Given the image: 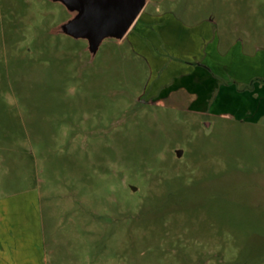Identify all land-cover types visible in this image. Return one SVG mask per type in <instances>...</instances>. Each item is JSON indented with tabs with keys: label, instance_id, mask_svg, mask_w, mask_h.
Instances as JSON below:
<instances>
[{
	"label": "rangeland",
	"instance_id": "obj_1",
	"mask_svg": "<svg viewBox=\"0 0 264 264\" xmlns=\"http://www.w3.org/2000/svg\"><path fill=\"white\" fill-rule=\"evenodd\" d=\"M163 13L264 61V0H146L93 56L55 31L59 2L0 0V264H264V99L224 116L163 96L184 63Z\"/></svg>",
	"mask_w": 264,
	"mask_h": 264
},
{
	"label": "crops",
	"instance_id": "obj_2",
	"mask_svg": "<svg viewBox=\"0 0 264 264\" xmlns=\"http://www.w3.org/2000/svg\"><path fill=\"white\" fill-rule=\"evenodd\" d=\"M156 17L163 20L156 30L165 48L184 60L180 65V80L163 92V96L179 88L182 93L180 103L188 104V108L196 112L252 116L259 111L257 103L261 101L258 100L264 99L261 94L264 92V86H261L264 80L263 49L258 48V53L250 56L245 54L242 41L235 39L221 54L215 18L202 17L197 23L186 25L171 13L156 14ZM229 28L231 35L241 33L242 29L244 34H251L241 24L233 23ZM193 59L202 63L194 68L192 64L197 61Z\"/></svg>",
	"mask_w": 264,
	"mask_h": 264
},
{
	"label": "water",
	"instance_id": "obj_3",
	"mask_svg": "<svg viewBox=\"0 0 264 264\" xmlns=\"http://www.w3.org/2000/svg\"><path fill=\"white\" fill-rule=\"evenodd\" d=\"M51 1L62 4L70 14L55 31L74 39L86 40L91 56L96 53L103 40H122L146 5V0Z\"/></svg>",
	"mask_w": 264,
	"mask_h": 264
}]
</instances>
